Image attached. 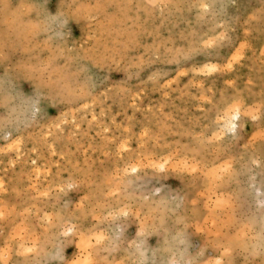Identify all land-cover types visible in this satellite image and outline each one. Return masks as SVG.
<instances>
[{
    "label": "clouds",
    "instance_id": "clouds-1",
    "mask_svg": "<svg viewBox=\"0 0 264 264\" xmlns=\"http://www.w3.org/2000/svg\"><path fill=\"white\" fill-rule=\"evenodd\" d=\"M0 264H264V0H0Z\"/></svg>",
    "mask_w": 264,
    "mask_h": 264
}]
</instances>
